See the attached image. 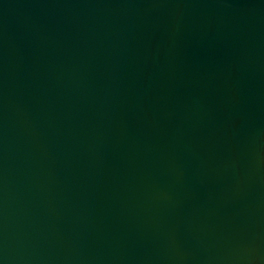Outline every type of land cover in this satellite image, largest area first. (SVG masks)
I'll return each instance as SVG.
<instances>
[{"label":"water","instance_id":"water-1","mask_svg":"<svg viewBox=\"0 0 264 264\" xmlns=\"http://www.w3.org/2000/svg\"><path fill=\"white\" fill-rule=\"evenodd\" d=\"M0 264H264V0H0Z\"/></svg>","mask_w":264,"mask_h":264}]
</instances>
